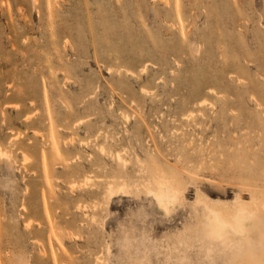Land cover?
<instances>
[{
    "label": "rangeland",
    "instance_id": "374dc122",
    "mask_svg": "<svg viewBox=\"0 0 264 264\" xmlns=\"http://www.w3.org/2000/svg\"><path fill=\"white\" fill-rule=\"evenodd\" d=\"M259 199L264 0H0V264H264Z\"/></svg>",
    "mask_w": 264,
    "mask_h": 264
},
{
    "label": "bare ground",
    "instance_id": "6f19581e",
    "mask_svg": "<svg viewBox=\"0 0 264 264\" xmlns=\"http://www.w3.org/2000/svg\"><path fill=\"white\" fill-rule=\"evenodd\" d=\"M120 188L122 189L123 192L124 187H120ZM120 188L118 190H120ZM107 190L110 196L114 194L117 189L113 186H109ZM147 194H150L157 202V205L161 206L162 209L164 208L165 210L170 205L172 206L173 204H175L178 198L176 190H174L172 187L167 185L164 181H159L156 187H149L147 189ZM259 201L264 203V201L260 199ZM260 206L261 205H259V208H261ZM256 207L258 206L256 205ZM203 209H204V219L202 220V222L204 223L205 226L204 238L217 240L218 242L222 243V245L225 246H232V244L235 245V243H237V241L242 238L241 236L248 235L249 234L248 226L256 218L252 209H248L247 207H245V205L240 206L237 209L232 219H227L226 217L223 216V214L219 210H216L211 207H207V205L203 206ZM184 246L185 247L188 246V243L182 238H180L177 240V246L174 245V248L178 251L180 250L182 251L183 250L182 247ZM169 254L166 255L167 263L172 257Z\"/></svg>",
    "mask_w": 264,
    "mask_h": 264
}]
</instances>
